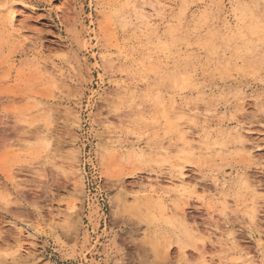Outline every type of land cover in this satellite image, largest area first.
Masks as SVG:
<instances>
[{
    "label": "rangeland",
    "instance_id": "374dc122",
    "mask_svg": "<svg viewBox=\"0 0 264 264\" xmlns=\"http://www.w3.org/2000/svg\"><path fill=\"white\" fill-rule=\"evenodd\" d=\"M6 4L0 264H264V0Z\"/></svg>",
    "mask_w": 264,
    "mask_h": 264
},
{
    "label": "bare ground",
    "instance_id": "6f19581e",
    "mask_svg": "<svg viewBox=\"0 0 264 264\" xmlns=\"http://www.w3.org/2000/svg\"><path fill=\"white\" fill-rule=\"evenodd\" d=\"M8 3V2H7ZM10 3V2H9ZM153 4V3H152ZM9 4H6V5H3V6H1L0 7V18L2 19V18H5L6 19V21H7V23H8V25H9V27H10V29L11 30H13V32L15 31V11L11 8V7H9L8 6ZM11 5V4H10ZM162 9H160V8H141V10H140V12L138 13V18L142 21V23H144V24H146V26L147 27H153L154 26V20H157V19H161V13L160 12H163V11H161ZM18 29V28H17ZM20 29V28H19ZM246 29V28H245ZM20 32V31H19ZM16 34V33H15ZM11 35H14L12 32H11ZM24 35V34H23ZM42 70V69H41ZM180 77V76H179ZM53 78V77H52ZM51 78V79H52ZM136 84V83H135ZM120 86V88L122 89V91H123V93H124V95L125 96H128L129 95V98H131V99H136V95H138L136 92H138V90L136 91V86H134V88H130V86L128 87L127 85H119ZM118 87V86H117ZM138 87V86H137ZM139 94H141V93H139ZM130 100V99H129ZM186 113V111H183V114H185ZM207 121L208 120H205V122H204V124L206 125L207 124ZM241 133V132H240ZM239 133V131H236V140H237V142H238V138H239V136H241V134ZM111 134H113V133H111ZM114 134H118V133H115L114 132ZM235 134V133H234ZM188 138L187 137H185L184 138V140H183V143H182V145L183 146H185V147H189V146H191L190 145V143L188 142V140H187ZM240 141V140H239ZM127 143V140H126V142H125V144ZM115 144H119V142L118 143H113L112 144V146L113 145H115ZM121 147H124V145H123V142L122 143H120L119 144ZM133 145V144H132ZM115 147V146H114ZM142 153V152H141ZM141 153H139V154H141ZM142 154H144V153H142ZM140 157H141V155H140ZM142 157H144V156H142ZM174 171V170H173ZM172 171V172H173ZM170 176H169V178H168V180H166V183L167 184H161L160 183V181H159V179H158V181L156 182V186H151L152 187V189L149 191L151 194H157L158 193V190H159V188L160 189H163V190H168V191H174V192H181L183 189H184V187H185V181H184V174L182 173V172H180L178 175H174V174H169ZM159 176H161L160 174H159ZM216 181V183H217V185H219V183H218V181L217 180H215ZM216 185V186H217ZM158 188V189H157ZM148 192V191H147ZM12 196V195H11ZM7 200H9V199H7ZM10 201H11V199H10ZM9 202V201H8ZM12 202V201H11ZM7 204V203H6ZM8 205V204H7ZM214 214V213H213ZM224 235V234H223ZM227 242V241H226ZM225 245L226 246H229V244L227 245L226 243H225ZM225 245H223V246H225ZM232 245V244H231ZM225 246V247H226ZM231 247V246H230ZM229 247V248H230ZM202 263V262H201ZM202 264H210L205 258L203 259V263Z\"/></svg>",
    "mask_w": 264,
    "mask_h": 264
}]
</instances>
